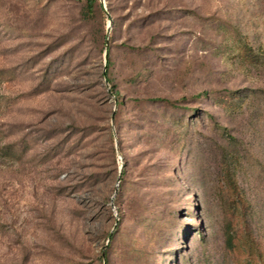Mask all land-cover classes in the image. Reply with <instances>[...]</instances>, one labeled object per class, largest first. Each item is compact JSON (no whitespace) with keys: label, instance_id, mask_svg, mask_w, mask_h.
I'll return each mask as SVG.
<instances>
[{"label":"rangeland","instance_id":"rangeland-1","mask_svg":"<svg viewBox=\"0 0 264 264\" xmlns=\"http://www.w3.org/2000/svg\"><path fill=\"white\" fill-rule=\"evenodd\" d=\"M0 264H264V0H0Z\"/></svg>","mask_w":264,"mask_h":264},{"label":"trees","instance_id":"trees-1","mask_svg":"<svg viewBox=\"0 0 264 264\" xmlns=\"http://www.w3.org/2000/svg\"><path fill=\"white\" fill-rule=\"evenodd\" d=\"M97 2V0H87V6L89 10L93 9L94 4ZM9 147H12L9 145ZM4 148V147H3Z\"/></svg>","mask_w":264,"mask_h":264},{"label":"water","instance_id":"water-1","mask_svg":"<svg viewBox=\"0 0 264 264\" xmlns=\"http://www.w3.org/2000/svg\"><path fill=\"white\" fill-rule=\"evenodd\" d=\"M104 1V0H103ZM108 17L111 19V16L108 14ZM111 24H112V20H111ZM106 58L108 59V53H106ZM107 68V67H106Z\"/></svg>","mask_w":264,"mask_h":264}]
</instances>
